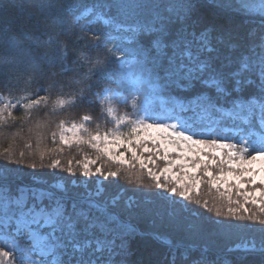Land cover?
I'll return each instance as SVG.
<instances>
[{"label": "trees", "instance_id": "1", "mask_svg": "<svg viewBox=\"0 0 264 264\" xmlns=\"http://www.w3.org/2000/svg\"><path fill=\"white\" fill-rule=\"evenodd\" d=\"M244 2L249 14H245L241 0H0V95L22 101L10 113H0V197L5 201L6 196L13 199L21 188L41 189L49 193L43 198L48 209L62 200L69 212L73 205L86 209L94 205V215L113 213L121 231L109 237L115 248L101 257L107 264H264V224L228 218L226 198L207 184H202L196 197L200 204L182 201L179 196L168 201L159 195L146 171L115 165L87 143L65 146L58 137L61 125L80 123L86 115L90 119L81 135L84 140L112 130L115 125L109 109H114L118 118L128 117L130 124L139 118L142 104L153 93L169 105L180 101L189 108L197 96L210 97L196 110L205 111L214 103L215 108L205 111L213 117L221 116L216 108L231 109L238 95L259 102L264 16L254 6L261 0ZM90 7L105 13L114 26L98 23L83 28L77 17ZM161 23L173 34L181 29L196 34L207 31L210 39H230L234 51L223 68L226 74L235 71L242 58L251 57L252 70L241 78L239 86L243 91H236V78L229 86L232 90L225 94L202 82H194L190 89L171 83L165 86L152 74L151 64L131 55L140 46L143 33L115 30L116 25L137 28L149 24L159 27ZM116 34L120 38L111 40ZM50 37L52 42L48 43ZM113 46L128 53L118 52L117 57L132 60V70L142 79L139 89L122 80L116 60L104 62L109 55L106 48ZM64 51L67 55L61 62L59 56ZM32 61L37 67L31 66ZM106 88L120 91L125 99L103 104L99 97ZM38 98L45 102L27 109L22 106ZM58 100L74 103L61 107ZM259 112L257 108L252 125L234 120L235 127L251 134L249 127L259 128ZM86 158L96 161L92 172L102 167L105 176L109 171L119 173L107 179L99 175L104 179V192L98 197L89 196V191L97 190L96 177L90 175L85 180L82 175ZM56 160L59 167L53 168ZM70 161L74 174L67 171ZM59 182L63 189L54 187ZM217 207L222 211L219 217ZM11 209L16 210V206ZM250 210L259 214L255 206ZM49 231L45 228L40 234L47 237ZM245 242L254 244L255 251L237 248ZM79 255L77 251L62 257L57 254V258L72 261Z\"/></svg>", "mask_w": 264, "mask_h": 264}, {"label": "snow or ice", "instance_id": "2", "mask_svg": "<svg viewBox=\"0 0 264 264\" xmlns=\"http://www.w3.org/2000/svg\"><path fill=\"white\" fill-rule=\"evenodd\" d=\"M241 7L245 14L250 13L249 6L244 0H241ZM258 14L264 16V0L259 5ZM132 31L134 35L137 32L143 34L138 41L140 46L131 55H139L144 58L142 63L151 64L152 74L158 77L165 86L171 83L177 88L190 89L195 86L194 82H202L215 88L218 93L225 94L232 90L229 86L236 78V91H243L239 86L241 78L247 76L252 70L251 57L247 60L242 58L236 70L226 74L223 68L230 63L229 56L234 51L230 39H210L207 31L196 34L195 32L186 33L181 29L178 33L173 34L163 23L159 27H156L155 24L139 26ZM37 39L39 38L37 37ZM51 42L52 38L50 37L48 43ZM260 47L264 49V38L261 40ZM106 52L109 55L106 56L105 63L116 60L118 67L126 68L128 66L124 56L117 58L118 52L128 55L124 49L113 46L106 48ZM66 55V51L60 54L61 62L66 58ZM260 64L259 102L256 99L241 98L238 95L232 100L231 109L225 111L223 108H216V111L221 113L219 119L230 116L233 120L244 121L246 124L252 125L253 115L259 108L262 113V121H264V52L261 54ZM31 66L37 67L35 61H32ZM90 74L91 70L85 74L84 78L87 79ZM210 100V97L197 96L194 107H201L204 101ZM43 102H45L44 98H38L30 103H23L22 106L27 109ZM21 103L22 101L8 100L4 104V110L15 108ZM65 103H74V101H57L61 107ZM209 108H215V104L209 103L205 107V111ZM114 111V109H109V114L111 115ZM89 119L90 117L87 115L83 117L85 122ZM117 119L116 130L103 135L99 133L90 135L89 140H84L79 135L81 131H87L84 124H73L71 128L64 129L60 135V141L64 145H69L70 139L65 135V132L71 133L72 142L90 143L94 149L114 163L131 168L134 160L139 164L141 170L147 171L156 188L165 190L172 197L179 196L182 201L190 203L200 204V200L196 197L199 196L204 183L203 177H206L210 187L226 198L228 218L264 224V218H262L264 217V163L259 170L243 167L246 162L248 164L257 160L264 162V127L258 129L249 127L248 131L251 133L249 142L238 148L236 144L224 142L219 138H211V133L202 130L196 120L168 124L156 121L146 123L137 118L130 122V129L125 134L119 130V127L129 123V118ZM219 119H217V123ZM257 131L259 132V146L254 138ZM204 135H208V138H195ZM119 147H125L127 152L113 155V151L118 152ZM161 152L162 155L159 154ZM128 153L131 154L132 160L128 159ZM154 153L157 154L155 159L151 155L145 159L144 154ZM170 154H176L180 158L170 160ZM157 159L164 161L166 166L154 172L150 165H155ZM95 163V160L84 162L82 175L86 177L100 175L105 179L119 176V173L115 171H109L105 176L102 167H97L94 173L91 172L90 165ZM59 164L60 162L56 160L52 163V167L57 168ZM177 166L180 168L179 172L175 171ZM225 166L227 170H225ZM214 168L218 169V172L214 173L212 170ZM238 168L239 172L235 171ZM67 171L74 174L71 161ZM162 179L163 182H161ZM169 183L173 186L169 187ZM257 184L261 187H256ZM249 185L255 190L248 191ZM233 189L236 190L237 196L242 197L243 203L239 199L233 200ZM242 189L244 191H241ZM233 204L238 207H232ZM248 204L258 208L259 214L252 212L247 207ZM12 205H15L19 212V217L16 220V232L27 231L29 238L33 241V247L39 246L42 255L46 250V254L54 258L52 264H107V261H102L101 257L105 251L115 248L114 241L109 237L121 231V226L116 222V216L113 213L105 212L103 215H94L92 212L94 205L87 209L77 208L76 205H73L72 211L69 212L64 203L56 201L50 209L41 207L37 210L33 205L25 210L23 197L12 199L10 196H6L5 208L9 209ZM205 207H207V202H205ZM215 211L218 217L222 215L220 207H217ZM41 228L50 229L47 232V239L42 243L38 239ZM6 242L13 248L19 247L17 241L12 237H6ZM247 246V244L237 245L238 248ZM251 250L255 251L254 244L251 245ZM77 251L80 255L72 261L57 258V254L62 257L70 253L75 254ZM8 255V252H0V257H8ZM41 264H45V262L42 260Z\"/></svg>", "mask_w": 264, "mask_h": 264}, {"label": "rangeland", "instance_id": "3", "mask_svg": "<svg viewBox=\"0 0 264 264\" xmlns=\"http://www.w3.org/2000/svg\"><path fill=\"white\" fill-rule=\"evenodd\" d=\"M262 2V0H261ZM261 2L259 3V5L261 4ZM259 5H257L256 7V3H255V9L259 8ZM77 20L79 22L82 23L83 28H89L91 25L93 24H98L101 23L104 27H111L114 26V23L112 22V19L110 17H108L105 13H103L102 11H96L95 8H88L86 10H84L81 14H79V16L77 17ZM120 28H123L124 30H130L132 31V27H127V26H123V25H116L115 26V30H119ZM132 28V29H130ZM111 40H115L120 38V35L116 34L113 36H110ZM119 58V57H117ZM125 60H127L128 62V66L126 68H120L121 70V78L122 80L127 83L129 86L139 89L142 86V79L140 76H138L131 68L132 66V60L125 58ZM114 99H118L123 101L125 98L123 97L122 93L120 91L117 90H112L109 88H106L105 90H103V92L101 93L99 100L103 103V104H108L110 105V103L114 100ZM9 99L5 98L4 96L0 95V113H10V111L13 108H7L6 110H4V104L5 102H7ZM185 108H187V110H184ZM198 107H191L189 108L188 104L184 103V102H176L173 105H169L168 101L162 97L161 95L157 94V93H153L141 106L140 109V116L139 119L144 120L146 123H151L153 121L156 122H164V123H179L182 122L184 120H187L189 122L196 120L198 122L199 127L204 130L206 133L210 132L211 133V138L213 139H222L224 142L227 143H233L236 144L238 148L243 147L246 143L249 142V137L251 136V134H245L243 132V129L241 127H235V121L234 120H229V117H224L222 119H219L221 116L218 117H213L211 116L209 113L205 112L204 110H200L197 111ZM189 109L192 111L190 112ZM118 117L115 115V113H111L110 115V119L113 122V124L115 125L113 127L112 130L107 131V132H112L114 130L117 129L118 126ZM217 119H219V122L217 123ZM244 124H246L244 121H242ZM256 122L260 127H264V121H262V113L261 111L256 115ZM87 122L82 121L80 123H74L77 125L80 124H85ZM73 124L70 125H63V127H61V131L59 133V140H60V135L61 133L64 131V129H68L71 128ZM247 125V124H246ZM130 129V124L125 123L123 125H121L119 127V130L123 133H127ZM82 132L79 134L80 136L82 135ZM106 132L100 133L101 135H103ZM141 135H143V133H140ZM65 135H67L70 139V144L69 145H65V146H72L75 144H78L76 142H72L71 140V133H67L65 132ZM195 138H204L207 139L208 135H204L202 137H195ZM257 141V146H259V132H256V136L254 137ZM90 138H88L87 140H89ZM61 142V141H60ZM91 146L90 143H87ZM64 145V144H63ZM149 146L151 147V144H149ZM91 148H93L91 146ZM94 149V148H93ZM96 150V149H94ZM96 152H98L96 150ZM127 149L125 147H119V151H113V155H118L119 153H126ZM251 152V150H250ZM100 153V152H98ZM160 155H162V152L159 153ZM254 154V153H251ZM100 155L104 158H106L105 156H103L101 153ZM128 159L132 160L131 154L128 153ZM151 155L153 159L156 158L157 154H144L145 159H147V157ZM180 157L177 156L176 154H170L169 155V159L170 160H175V159H179ZM107 159V158H106ZM87 160H91L90 158H86L84 160V162H86ZM110 161V160H109ZM83 162V163H84ZM112 162V161H111ZM115 165H119L117 163L112 162ZM237 163H239V161H237ZM262 163L261 161H253L251 164H248L247 162L243 165L244 168L247 169H251V170H259L262 167ZM133 167L137 166L139 169V164L136 161H132ZM95 164L90 165V169L92 172V167H94ZM121 167H126V166H122L119 165ZM165 162L162 160H156L155 165H150V167H152V170L154 172L159 171V169H162L163 167H165ZM129 168V167H126ZM214 173L218 172V169H212ZM225 170H227L226 166H225ZM239 168L236 169L235 171L239 172ZM175 171L179 172L180 168L177 166L175 168ZM147 172V171H146ZM94 173V172H93ZM84 176V175H83ZM201 176H202V172H201ZM85 180H88L89 176H84ZM93 177H96L97 180V190L95 192H91L89 191V196H100L102 194V192H104V188L102 187V182H103V178H101L99 175H93ZM204 183L207 184L209 187L210 185L207 183V178L203 177ZM163 182V179L162 181ZM84 185H87V183L85 182ZM169 186H173L171 183H169ZM54 187L59 188V189H63V184L61 182L57 183ZM256 187H261L259 184L256 185ZM211 190L216 191L217 193H219L217 190L213 189L210 187ZM160 190V194H162V196L165 199H168V201H170L172 199V196H170V193L165 192V190L163 189H159ZM248 191H254L255 189L249 185L247 187ZM241 191H244L243 189ZM0 193H3V190H0ZM220 194V193H219ZM49 193L47 191L41 190V189H37V190H33V191H28L25 188H21L17 194H15L13 196V199H18L20 197H23L25 200V210H27V208L32 207L33 205L36 206L37 210H39V208L43 207L45 209H48L46 207V205L43 203V198L44 196H48ZM39 197V199H37ZM232 198L233 200H237L239 199L241 203H243V199L240 196L236 195V190L233 189L232 191ZM115 199H111L110 203L111 204H115L114 201ZM62 203H64V201L59 200ZM55 204H53L54 206ZM234 206L238 207V205L233 204ZM247 207H249V209H251L252 207H254L251 204H248ZM19 217V212L16 211L15 209H6L5 208V201H4V197H0V252H8L9 255L8 257H0V264H41V261L43 260L45 262V264H52L53 260H50V256L46 254V250L45 253L42 255L41 253V249L39 246L37 247H33V241L32 239L29 238V234L27 233V231H24L22 233H17L16 232V220ZM35 227V226H33ZM45 228H41L39 229V240L42 243L43 240H46L47 237L45 235L40 234V230H43ZM6 237H12L13 239H15L19 245L18 248H13L9 243L6 242ZM27 243L29 245H27ZM247 244V247H241L238 249L241 250H251V242H245L241 245H245Z\"/></svg>", "mask_w": 264, "mask_h": 264}, {"label": "bare ground", "instance_id": "4", "mask_svg": "<svg viewBox=\"0 0 264 264\" xmlns=\"http://www.w3.org/2000/svg\"><path fill=\"white\" fill-rule=\"evenodd\" d=\"M238 264H240V263H238Z\"/></svg>", "mask_w": 264, "mask_h": 264}]
</instances>
